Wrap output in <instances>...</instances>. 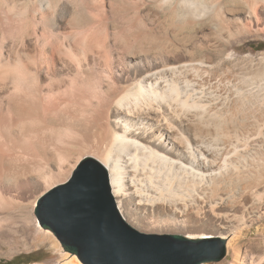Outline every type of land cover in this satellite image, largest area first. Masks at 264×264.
<instances>
[{
	"label": "bare ground",
	"instance_id": "6f19581e",
	"mask_svg": "<svg viewBox=\"0 0 264 264\" xmlns=\"http://www.w3.org/2000/svg\"><path fill=\"white\" fill-rule=\"evenodd\" d=\"M73 1L0 0V191L34 176L49 192L90 157L107 169L117 207L133 225L224 238L228 247L239 229L264 221L257 210L264 204V113L245 110L240 87L226 117L187 75L212 63L195 48H206L213 34L223 39L231 19L247 31L244 18L257 22L258 12L240 17L223 0ZM155 4L184 27L199 25L202 40L172 45L170 17L147 23L141 14ZM117 55L123 66L110 78L92 65L115 67ZM32 157L44 163L23 165ZM52 161L57 173L48 175ZM7 238L1 231L0 243ZM65 253L64 264H83Z\"/></svg>",
	"mask_w": 264,
	"mask_h": 264
},
{
	"label": "rangeland",
	"instance_id": "374dc122",
	"mask_svg": "<svg viewBox=\"0 0 264 264\" xmlns=\"http://www.w3.org/2000/svg\"><path fill=\"white\" fill-rule=\"evenodd\" d=\"M223 1L227 3V7L230 11L232 10V12L239 13L240 17L246 16L245 14L250 11L249 8H254L253 10L258 12L260 20L256 22V19L251 20L244 18V22L246 23L248 29L247 31H241L238 27L239 22L235 19H231L228 27L226 29L224 28L222 31L223 39L216 34H213L206 48L201 50L199 48L194 49L197 56L212 62L211 65H209L208 68L206 67L205 71L202 69H191L190 71L192 73L189 71L187 75L190 78L193 77V79H191L196 83V85H199L200 88L204 90L208 97L206 103H208V105L212 104L211 109H220L221 112L225 113L226 117H229V109L234 100L241 99V96H238L239 88V90L243 89V91L245 90L244 92L248 94V102L245 104V110L250 114L255 113V116H260L261 113H264V0ZM73 2L76 6L78 5L77 1L74 0ZM104 5L103 9L105 11L102 10L103 13H101L106 16V13H109L111 10V5L106 1L104 2ZM89 8L91 9V7ZM89 8H86L87 12H94L93 7L92 10ZM144 11L145 10H142L141 14L147 23L153 17L159 22H162L163 19V21H166L170 17L169 20L166 21V30L168 32L166 30L163 31L169 33L170 37L174 38V41L171 43L172 45L175 44L174 46L176 47L177 44L179 47H184L186 45L185 47L191 48L199 40H202V35L204 33L197 29L199 28V25L191 28L186 26L184 27L178 22V20H176V18H174L176 17V15H174L176 13L174 11L173 13L170 8L169 10H164L163 8L159 9L157 4H155L153 5V9L146 10L147 13ZM95 12H98V10H95ZM159 12L161 16L158 14ZM152 15L154 16L152 17ZM146 18H148V21ZM174 22H178V24ZM66 27L68 28L69 25ZM160 30L157 29L158 33ZM169 43L170 42H161L159 45L161 44L163 47L167 46L165 49L172 50L174 47L171 48L170 46L172 45ZM117 56L118 58L116 60L117 62L115 63V67L113 65L110 68L105 64V66L102 65V63L99 65L95 60L92 61V65L101 70L100 72H102L105 77L110 78L115 73H118V69H121L123 66L121 56ZM112 67L114 68L112 69ZM192 75H196L198 78ZM2 96L3 93H0V103L2 101ZM84 159L82 161H84ZM22 163L23 165L32 163L39 164L44 163V161L39 157H32L29 161L24 160ZM50 164L45 173L48 172V175H55V173H57L55 163L52 161ZM73 171L71 175L73 174ZM33 177L28 176L22 179H15L10 186L8 185L4 188L5 190L3 189L0 191V200L2 199L3 203L6 204H4L5 206L1 205V207L4 208L0 209V232L5 231L9 233L10 237L5 239L7 241L4 240L0 243V264H64L66 262L65 259L67 255L60 242L52 231L46 229L49 231L46 232L44 228L39 225L36 215L40 200L42 196L47 193H45V185L43 192L36 196L30 195L25 190L24 179L27 178L30 183ZM38 181L42 182L40 179ZM42 184L45 183L42 182ZM262 206H264V204ZM262 206L259 205L257 210L263 211L264 207ZM130 224L137 230L147 234H177L174 232H153L145 226L141 227L140 225H133V223ZM252 226L253 227H251L250 230L247 228V230H238L236 238L238 242L235 240L234 243L233 240L235 238H230L231 244L228 246L230 248H228L227 255L224 259L218 262H206L203 264H235L238 262L236 260L237 256H240V263L238 262L239 264H264V221H255Z\"/></svg>",
	"mask_w": 264,
	"mask_h": 264
},
{
	"label": "water",
	"instance_id": "95a60500",
	"mask_svg": "<svg viewBox=\"0 0 264 264\" xmlns=\"http://www.w3.org/2000/svg\"><path fill=\"white\" fill-rule=\"evenodd\" d=\"M85 160L80 171L87 172L89 186L84 193L73 188V216L69 219L46 213L40 203L36 211L40 226L54 233L64 252L77 256L83 264H203L226 257L224 238L195 240L181 234H147L134 228L117 207L105 166L94 158ZM77 170L49 192L63 198L67 191L64 185L71 183Z\"/></svg>",
	"mask_w": 264,
	"mask_h": 264
},
{
	"label": "snow or ice",
	"instance_id": "6c2138e0",
	"mask_svg": "<svg viewBox=\"0 0 264 264\" xmlns=\"http://www.w3.org/2000/svg\"><path fill=\"white\" fill-rule=\"evenodd\" d=\"M86 163V160L83 161L78 166L77 174L72 178L71 183H66L64 185V188L67 191L63 198L55 195L52 192H48L42 196L40 205L46 213H51L52 215L69 219L73 216L75 201L70 195L73 188L75 187L78 191L84 193V190L89 186V177L87 172L80 171V169L84 168ZM24 183L25 190L32 196L39 195L43 192L44 185L42 182H39L36 177H33L30 183L28 182L27 178H25ZM57 191L59 192L60 189H57ZM45 201H48V203L45 204Z\"/></svg>",
	"mask_w": 264,
	"mask_h": 264
}]
</instances>
